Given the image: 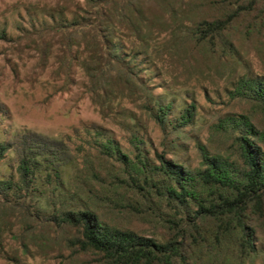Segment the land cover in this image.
Returning <instances> with one entry per match:
<instances>
[{
  "label": "trees",
  "instance_id": "1",
  "mask_svg": "<svg viewBox=\"0 0 264 264\" xmlns=\"http://www.w3.org/2000/svg\"><path fill=\"white\" fill-rule=\"evenodd\" d=\"M83 2L58 31L96 96L110 99L117 88L152 95L125 60L122 26L146 40L170 30V54L190 48L217 66H238L242 45L253 41L264 55V0ZM230 96L240 109L197 145V167L154 150L138 125L129 129L130 150L97 128L87 142L96 154L81 157L83 146L77 154L33 133L0 143V165L10 150L17 161L15 173L0 177V237L19 216L25 250L34 240L44 253L93 255L96 264H264V77H239ZM154 105L146 109L165 138L197 113L193 103L172 122L170 104Z\"/></svg>",
  "mask_w": 264,
  "mask_h": 264
},
{
  "label": "rangeland",
  "instance_id": "2",
  "mask_svg": "<svg viewBox=\"0 0 264 264\" xmlns=\"http://www.w3.org/2000/svg\"><path fill=\"white\" fill-rule=\"evenodd\" d=\"M83 1L0 0V143L33 133L61 141L77 154L78 147L83 146L81 157L96 154L87 142L93 140L97 128L130 150L129 129L138 125L154 150L167 149L169 158L197 167V145H208L212 126L240 109L230 100L238 78L264 77V55L259 44H243L239 65L224 67L204 60L190 48L178 56L170 54V30H156L154 39L146 40L124 26L118 27L122 32L117 40L125 45V60L134 67L137 81L152 95L135 88H117L110 99L103 93L96 96L89 90L77 49L72 57H65L58 31V24L65 18L73 19ZM154 101L171 105L172 122L193 103L196 117L180 135L165 138L146 109V105L156 109ZM79 162L76 160L68 169L69 180H75ZM16 166L14 151L10 150L1 162L0 177L15 173ZM16 217L11 218L13 230L7 227L0 237V264H96L93 255L73 258L69 251L60 253L57 248L44 253L34 240L26 241L30 248L25 250L21 237L24 223Z\"/></svg>",
  "mask_w": 264,
  "mask_h": 264
}]
</instances>
